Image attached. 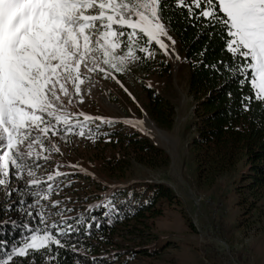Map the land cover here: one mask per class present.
Listing matches in <instances>:
<instances>
[{
    "label": "snow or ice",
    "instance_id": "snow-or-ice-1",
    "mask_svg": "<svg viewBox=\"0 0 264 264\" xmlns=\"http://www.w3.org/2000/svg\"><path fill=\"white\" fill-rule=\"evenodd\" d=\"M168 6L166 0H0V193L8 201L7 210L28 221L19 225L26 234L10 250L0 244V264L28 257L31 264L38 257L51 264L58 256L53 246L65 248L61 237L73 231L65 213L74 209H62V201L50 199L51 184L43 193L38 190L42 181L34 171L40 167L37 161H48L44 152H60L53 137L63 133L95 140L99 126L90 128L93 121L144 130L143 120L115 121L83 111L72 123L67 109L75 107L74 98L84 102L81 86L93 73L111 78L131 96L114 73L123 74L133 62L154 58L150 45L180 59L162 16ZM175 7L186 10L189 23L195 21L194 26L211 29L209 36L223 40L230 61H219V68L242 77L239 83L250 89L242 97V111H250L253 102L264 105V0H175ZM110 206L115 209L114 200L104 204ZM85 222L83 215L77 218V223ZM3 223L17 226L16 220Z\"/></svg>",
    "mask_w": 264,
    "mask_h": 264
},
{
    "label": "trees",
    "instance_id": "trees-1",
    "mask_svg": "<svg viewBox=\"0 0 264 264\" xmlns=\"http://www.w3.org/2000/svg\"><path fill=\"white\" fill-rule=\"evenodd\" d=\"M166 2L169 6L162 13L164 23L169 34L176 40L189 68L187 89L194 102V132L190 147L198 186L206 190L212 189L221 179L228 178L225 199L230 197L229 194H234L235 206L241 210L239 217H245L244 221L235 220L230 230L246 233L253 230V224H261V230L264 231V105L253 102L250 111H242V97L249 95L250 89L248 86H241L239 80L242 77L219 68V61H230V54L224 50L223 40L219 35L209 36L208 33L213 30H202L198 25L194 26L195 21L189 23L186 10L177 9L175 0ZM149 48L156 52L155 57L133 62L130 65L133 68L131 74L145 96L147 115L159 127L168 129L173 122L172 105L144 83L150 77L165 76L168 64L158 47L150 45ZM201 52L204 53L203 56L200 55ZM138 54L142 57L144 55ZM213 64L217 68L209 67ZM75 122L76 120L73 121ZM97 125L99 132L95 140L89 139L92 142L90 148L107 182L124 181L129 168L133 166L156 170L168 165L167 154L134 129L119 123L109 126L100 121L91 122L89 127L95 130ZM39 179L42 184L38 190L43 193L47 185L51 184L52 193H55L58 182L70 178L62 179L57 176L51 181L47 177ZM84 179H89L93 187L98 185V188L84 191L89 197L84 198L86 202L82 209L65 213L69 218L68 223L73 225V231L68 236L61 237L66 244L65 248L56 249L53 246L54 252H58L57 258L53 260L54 264H93V258L96 264H128L134 260L135 252L143 258H156L162 250L140 245H134L131 252L123 256L114 248L112 237L115 228L128 225L131 227L128 237L148 240L149 237L145 235H149V226L143 224V221L148 217L161 216L157 206L162 201L168 205L173 204L175 196L172 190L162 184L136 182L104 199L94 194L97 189L106 191L107 188L99 186L98 182H91V178ZM61 186L65 188L64 182ZM101 199L103 200L99 202ZM108 200L115 201L114 210L111 206L104 207ZM92 201L99 203L89 207L88 204ZM7 203L0 196V244L4 250H10L12 244L20 240L22 234H26L19 225L28 222L18 212L7 210ZM96 205L99 207H95ZM81 215L86 218L83 224L77 223V218ZM5 220H16L17 226L3 223ZM134 223L139 226H133ZM89 224L92 225L91 228L88 227ZM97 224L99 227H96ZM96 242L100 244L95 246ZM73 245L75 251L72 249ZM81 249L88 254H78L77 251ZM42 263L43 260L38 257L36 264ZM13 264H31V257L14 258Z\"/></svg>",
    "mask_w": 264,
    "mask_h": 264
},
{
    "label": "rangeland",
    "instance_id": "rangeland-1",
    "mask_svg": "<svg viewBox=\"0 0 264 264\" xmlns=\"http://www.w3.org/2000/svg\"><path fill=\"white\" fill-rule=\"evenodd\" d=\"M175 50L180 56L179 60L174 56L163 55L168 64V73L165 76L144 80L145 85H150L149 87L172 105L174 115L170 128L159 127L147 115L145 96L139 85L135 83L136 79L131 74L133 72L131 67L123 74L114 73L132 94L131 96L111 78L93 73L89 74L90 82L81 86L84 90V102L81 104L74 98L75 107L69 106L67 109L72 116L70 121L72 123L77 119L76 113L80 111L93 117L101 116L115 121L143 120V131L139 127L117 123L134 129L161 148L169 158L165 168L150 170L133 166L129 168L124 181L107 182L99 162L92 156L94 152L90 148L91 140L75 134L63 136L61 133L52 138L60 148V152L42 153V156L50 158L47 162L43 159L39 160L40 167L34 168L36 176L39 178L53 175L62 179L70 178L63 181L65 188L61 186L63 182H58L55 193L50 195V199L62 201L60 204L62 209L73 207L76 211L83 208L86 202L84 198L89 197L84 191L98 188V185L93 187L89 179L84 178H91V182H98L99 186L107 190L122 189L119 187L136 182L162 184L170 188L175 196L173 204L168 205L162 201L157 206L161 216L148 217L143 221V224L149 226V235H145L149 237L148 240L128 237L127 233L131 228L128 225L115 228L112 237L114 248L123 256L131 252L134 245L162 250L156 258H143L135 252L134 260L128 264H264L262 225L253 224V230L247 229L249 232L246 233L230 230L235 220L244 221L245 217H239L241 210L235 206L234 194H229L230 197L225 199L228 178L221 179L212 189L206 190L198 186L190 147L194 132L192 119L194 102L187 89L189 68L183 60L177 43ZM132 97H135V101ZM79 119L83 120L82 117ZM71 165L78 167L73 168ZM57 173L62 175H56ZM20 186H24L22 182ZM106 191L97 189L94 195L101 196ZM0 196L5 199L3 193H0ZM24 199L31 203L30 196H25ZM94 203L95 201H92L89 204ZM16 207L19 205L17 204ZM133 226L139 225L134 223ZM243 230L245 231V228ZM98 244L100 242L94 245ZM77 253L82 256L88 254L82 249ZM51 264L54 262L52 261Z\"/></svg>",
    "mask_w": 264,
    "mask_h": 264
}]
</instances>
